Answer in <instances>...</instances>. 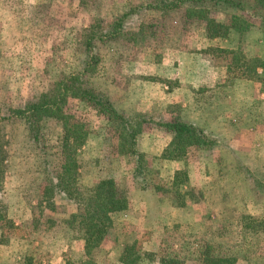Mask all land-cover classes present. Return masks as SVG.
Here are the masks:
<instances>
[{"label": "rangeland", "instance_id": "rangeland-1", "mask_svg": "<svg viewBox=\"0 0 264 264\" xmlns=\"http://www.w3.org/2000/svg\"><path fill=\"white\" fill-rule=\"evenodd\" d=\"M159 1L0 0V117L51 92L68 74L81 72L90 53L95 64L81 76L83 86L132 122L139 132L137 153L142 155L141 170L135 175L136 157L119 149L128 139L123 124L78 98L68 99L61 117L42 123L39 145L30 139L23 119L0 121V135L13 156L3 164L0 176V185H12L13 191L8 199L12 218L0 222V264H24L29 259L30 264H80L88 258L81 232L70 226L71 214L79 211L77 204L63 194L56 195L49 206L37 204L48 172L59 171L56 146L62 126L76 120L89 132L77 151L79 189L112 178L129 199L126 210L112 213V226L90 256L93 264H123L120 257L127 245L140 253L137 264H166L167 260L205 264L206 254L229 259L231 264H264V138L256 140L262 142V149L258 143L247 148L234 141V147H229L232 129L216 123L220 137L206 133L215 140L210 148L175 145L169 154L178 157L172 160L162 157L172 135L159 125L180 118L182 112L181 100L169 104L165 97L166 86H180L179 62H184L189 85L193 69L187 63L199 61L215 72L210 74L214 80L210 83L217 81V75L218 83L230 86L231 95L220 90L221 101H228L221 103V112L236 111L241 101L259 115L257 111L263 108L256 96L259 84L243 76L252 72L242 65L251 60L254 67L264 61V7L255 0H238L237 7L207 2L208 17L230 24L232 16H239L249 26L246 31L231 30L225 38L212 39L206 36L205 21L186 17L184 6L166 12L147 7ZM121 18L119 37L105 42L97 39ZM257 71L264 77V69ZM240 80L254 86L235 88ZM182 93L178 99L191 103V97ZM205 95L209 94L205 91ZM202 100L208 111L205 118L196 116L205 124L214 104L211 96ZM184 116L193 115L186 112ZM247 133L252 136L251 131ZM236 151L244 155H235ZM177 170L188 175L180 187L172 184ZM180 203L187 207H179ZM243 216L261 225L245 227Z\"/></svg>", "mask_w": 264, "mask_h": 264}, {"label": "trees", "instance_id": "trees-1", "mask_svg": "<svg viewBox=\"0 0 264 264\" xmlns=\"http://www.w3.org/2000/svg\"><path fill=\"white\" fill-rule=\"evenodd\" d=\"M207 2L214 5L225 6H240L238 0H161L147 7L157 9L162 12L171 11L180 6H184L185 15L188 18H195L205 21V33L208 38H225L231 30L236 32L246 31L248 25L239 16H232L230 24L218 22L208 17V10L204 7ZM256 5L264 7V0H255ZM122 18L116 19L108 28L107 31L98 35L97 39L101 42L115 39L122 34ZM244 27V28H243ZM243 28V29H242ZM93 38V35H91ZM95 38V37H94ZM90 44V43H88ZM90 45H88L89 47ZM239 54L236 51H230ZM93 56L88 53L85 65L81 72L70 73L63 79L56 82L51 89V92L39 94L34 99L28 101L23 108L10 109L11 118L23 119L27 126L30 136L36 143L40 144L42 134V123L50 118H59L64 114V108L69 98H78L85 102L86 105L92 106L98 112L106 116L119 120L125 127L126 136L128 139L119 144L120 153L127 152L129 155L136 157L138 166L134 169V174H138L141 170L140 161L141 154L137 153L136 139L139 133L134 129L132 122L119 114L112 104L98 96L93 90L83 86V73L89 71L91 66L95 64ZM255 62V61H253ZM252 67L251 60L243 63L242 66H249L252 75H243L249 80H255L260 83L261 91L264 94V77L258 73L257 69H264V61H257ZM246 68V67H245ZM3 117H0L2 121ZM136 123V122H135ZM134 123V124H135ZM138 124V122H137ZM165 130L171 133L172 140L169 147L164 150L162 155L165 159H176L178 155L169 154L170 148L175 145L181 146H197L205 149L210 148L214 143V139H209L203 129L189 123L181 118L172 121L159 123ZM88 130L84 124L79 121L73 123L67 122L62 126V134L57 139V152L61 157V164L57 173L48 172V182L45 185V203L49 206L52 198L56 193H62L64 196L77 204L78 212H74L70 216V226L77 228L81 232L82 247L87 259L81 260L80 264H93L90 256L92 251L99 247L106 237L109 228L112 226V213L124 211L129 206V199L123 193L117 182L112 178H102L98 180L94 186L81 191L79 189V167L77 159V151L82 147L87 139ZM1 134V133H0ZM6 150L4 149V141L0 135V176L3 174L2 162L4 160ZM50 175V177H49ZM188 181V175L185 171H175L173 177V186L180 187ZM179 205H183L180 203ZM5 206L0 203V222L7 220ZM243 220L248 225L245 227H259L251 221L254 220L250 216H243ZM256 221V220H254ZM11 225L12 222L9 221ZM72 224V225H71ZM3 237V235H2ZM3 239H0L2 242ZM120 260L123 264H137L141 260V255L134 245L124 247ZM205 264H231V260L225 258H214L206 254L203 259ZM165 262V261H164ZM163 262V263H164ZM30 259L24 264H30ZM166 264H174L167 260Z\"/></svg>", "mask_w": 264, "mask_h": 264}, {"label": "crops", "instance_id": "crops-1", "mask_svg": "<svg viewBox=\"0 0 264 264\" xmlns=\"http://www.w3.org/2000/svg\"><path fill=\"white\" fill-rule=\"evenodd\" d=\"M179 63L182 66L180 67V65H179V67H180V69H178L179 76L178 77L176 76V77L178 78V82H180L178 84L180 86H179V88H176V89H173V88L169 89L166 86V88L168 89V92H166V94H165L166 96L165 97H166L167 102L169 104H174L175 102H179L178 100H181L180 104L182 105V112H181L180 118L182 120H185V121H187L189 123L194 124L195 126L201 128V129H203L204 132H206V133H209V132H210L209 134L212 133V137H214V138L220 137V134L218 133V130L216 129V123L224 124L226 126L229 125L230 127H228V128L232 129V131H233L232 137L229 140L230 142L227 143L229 145V147H234V144H233V141H234V142H236L235 144H237V143L238 144L240 143V144H243V145L245 144V147H247V148L250 146V144L256 147L257 143H258L259 147L262 149V142H256V140H258V139L259 140H263V138H264V94L261 91L260 83H258V82L255 83L254 82L257 86L259 84V92H258L259 94L256 95V96H259V98L262 100V105H263V108L260 107V109L258 111L256 110L257 112H260L259 115L258 114L254 115V112H253L254 110H251V108L250 109L246 108V106L243 105L245 102H241V101H239L238 109L236 111H230L229 114H228L227 111L221 112L222 111L221 103L222 102L227 103L228 101H227V99H224V100L221 101V99H222L221 95L222 94L220 93V90L221 89L225 90V93H227V94L230 92L229 95H231V93H233V90L230 88V86L229 87L228 86L224 87L225 85H223L221 83H218L220 81V77H218L217 75H216V78H215V80H217V81H215L213 83H210V81L213 80L212 77L209 78L210 74H214L215 73L213 71L212 67H208V69H205L204 64L200 63L199 61H194L192 63H191V61L188 62L187 63V68L191 67L193 69L192 71L189 72L191 74L190 78H192L191 84L189 85L188 77L184 78V74H186L184 72V71H186V69L183 70L184 62H179ZM192 64H193V67H192ZM172 76L170 78H172ZM186 83H187V85H186ZM251 83L252 82H250V81H241L240 80V81H237L234 84V87L237 88L238 86H244V87L248 88V87L254 86ZM182 84H184V85H182ZM210 86L212 87V89L208 90ZM177 89L180 90V91H178ZM193 90L196 93H194ZM186 91H187V93H186L187 95L185 94ZM205 91L209 95L206 96L205 95ZM179 92H183L182 94H183L184 97L185 96L186 97H191V99H192V101H190L191 103H185L184 101L182 102V100H185L183 97L181 99H178V93ZM198 93H202V95L198 96ZM227 94H225V95H227ZM203 96H206L207 98H208V96H211L213 104H214L212 106V109H211L212 113L210 115L208 113L206 114L207 118H208L207 119L208 123H205V124L203 123V121H201L198 118V116H196V115L199 114V115H201V119L205 118L204 117V112L208 111V109H204L203 103L201 102V100L203 98L207 99V98H205ZM242 96H243L244 100H246V94L244 93V95H242ZM248 97L250 98L251 95L248 94ZM230 99H231V96H230ZM213 109H215L214 113H213ZM115 110L118 111V109L116 107H115ZM186 112L192 113L193 116H189V117L188 116L187 117L184 116V113H186ZM222 115H223V120L224 121H222ZM2 117H3V119H2L3 121H5V120L9 121L10 119H12L10 117V115L2 116ZM26 128H27V131H28V126H26ZM250 131L252 132V134H251L252 136H250V134L247 133V132H250ZM28 134L30 136L29 131H28ZM224 135H226V134H224ZM30 139L34 142V140L32 139L31 136H30ZM4 149L7 151V141H4ZM8 153L9 152H6V154H5L4 160L2 162V167L5 166V165H3L4 163L7 164V163L12 161V159H11L13 157V156H11L12 152H10L9 154ZM233 153L235 155H244V153L238 152V151L233 152ZM9 168H10V166H9ZM8 172L11 174V169ZM42 175H43V171H42ZM7 186H9V185H7ZM11 188H12V185H11ZM11 188L10 187H6V186L2 187L0 185V203L2 205L6 204V206L8 207L7 208L4 205L5 206L4 208H5V211H6V214H7L6 215L7 218H12V217H10V211H12V209L9 206L11 204V202L8 201V199L11 198V195L13 194V191L10 190ZM44 189H45V185H43V187L40 190V194H41L42 198H43V196H45ZM4 192H6L5 201H4ZM61 194L62 193H56L51 201L53 202V200L55 199L56 195H61ZM42 198L40 200H37V204H40V203L44 202L42 200ZM184 206L187 207V204H183V205H181L179 207H184ZM17 224H18V221L15 222V225H17ZM7 243H3L2 245H5Z\"/></svg>", "mask_w": 264, "mask_h": 264}]
</instances>
